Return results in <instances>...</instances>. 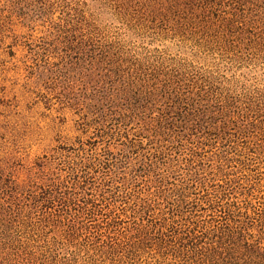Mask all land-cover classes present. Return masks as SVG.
Here are the masks:
<instances>
[{"label":"trees","instance_id":"trees-1","mask_svg":"<svg viewBox=\"0 0 264 264\" xmlns=\"http://www.w3.org/2000/svg\"><path fill=\"white\" fill-rule=\"evenodd\" d=\"M91 1L136 37L174 41L198 58H264V0ZM35 3L47 32L39 49L89 87L78 105L91 111L83 130L104 147L81 143L25 176L0 165V264H44L58 251L86 264H264V177L246 173L264 97L165 51L139 55L64 0ZM219 141L237 156L234 174L208 157ZM114 145L131 155H112Z\"/></svg>","mask_w":264,"mask_h":264},{"label":"rangeland","instance_id":"rangeland-1","mask_svg":"<svg viewBox=\"0 0 264 264\" xmlns=\"http://www.w3.org/2000/svg\"><path fill=\"white\" fill-rule=\"evenodd\" d=\"M64 1L72 13L84 12L87 22L92 23L97 32L102 31L115 41L134 42L139 55L153 50L165 51L173 57L192 61L216 80H229L238 92L247 95L254 92L264 97V58L253 64L220 59L217 55L198 58L200 54L190 47L174 41L136 37L121 29L118 21L96 1ZM4 3L9 4L8 13L2 14ZM37 9L35 0H0V165L6 164L23 176L27 175L24 169L31 167L34 172L45 162L79 148L81 143L87 149H94V153H100L104 147L95 143L100 139L94 132L92 135V130H83L91 119V111H80L78 105L87 101L89 87L83 85L74 67L66 65V69L58 64L56 53H50L48 58L39 49L47 32L41 26L43 18ZM125 46L132 49L131 45ZM257 137L253 145L256 164L246 173L252 176L258 172L264 177V131ZM108 150L114 156L119 151L131 155L129 149L122 146L114 145ZM226 150L225 142L221 141L211 152L207 150L212 153L208 157L223 164L219 174H234L237 171L232 166L237 156ZM119 165L120 162L114 167ZM44 264L86 263L80 255L58 251Z\"/></svg>","mask_w":264,"mask_h":264}]
</instances>
